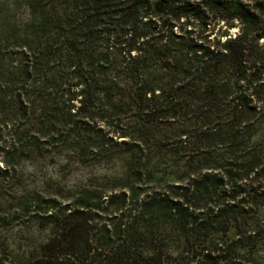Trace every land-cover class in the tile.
Wrapping results in <instances>:
<instances>
[{"label": "trees", "instance_id": "obj_1", "mask_svg": "<svg viewBox=\"0 0 264 264\" xmlns=\"http://www.w3.org/2000/svg\"><path fill=\"white\" fill-rule=\"evenodd\" d=\"M0 181V264H264V0H0Z\"/></svg>", "mask_w": 264, "mask_h": 264}, {"label": "rangeland", "instance_id": "obj_2", "mask_svg": "<svg viewBox=\"0 0 264 264\" xmlns=\"http://www.w3.org/2000/svg\"><path fill=\"white\" fill-rule=\"evenodd\" d=\"M238 28H234L232 32H236ZM62 163V162H61ZM38 166V165H37ZM28 172H31L32 175H29L28 177V184L30 186H44L45 179L47 177L52 178V182L59 181L61 176L66 180V183L71 186H76L83 182L84 178L94 176L96 178L101 179V183H105V169L104 168H98L96 170H83V169H77L72 168L71 170L67 169V172L62 171L61 168H59L57 165L54 164L46 167H37L36 169L32 168L28 164L25 167ZM44 181V182H43ZM0 181V185H1ZM46 236L44 232H41L39 230H33V233H31V236H25L26 239H24V243L28 242L31 244H34L35 242H38L39 240L43 239ZM19 239L16 236L11 237V242L15 246H19Z\"/></svg>", "mask_w": 264, "mask_h": 264}]
</instances>
